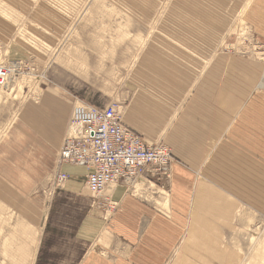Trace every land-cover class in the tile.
<instances>
[{"label":"rangeland","instance_id":"rangeland-1","mask_svg":"<svg viewBox=\"0 0 264 264\" xmlns=\"http://www.w3.org/2000/svg\"><path fill=\"white\" fill-rule=\"evenodd\" d=\"M259 1L0 0V68L9 71L8 78L17 79L11 88H0V264H60L53 244H68L67 252L75 247L74 229L99 209L100 200L105 204L102 229H108L118 209L113 194L92 192L87 180L79 192L69 190L66 183L62 188L54 184L57 173L69 176L64 165L59 166L58 156L70 133L75 106L85 103L104 109L118 103L127 129L149 143L137 127L148 130L153 144L169 148L172 164V150L161 135L184 94L180 90L200 71L195 60L210 63L218 50L236 52L260 62L264 74L260 60L264 35L250 18ZM173 78L182 79L183 85L171 83ZM27 111L37 113V118L31 116L35 121L25 120ZM20 122L25 133L30 132L22 139L12 135ZM49 134L56 138V146L48 167L40 160L45 146L36 155L30 152L38 139L51 145ZM23 151L31 154L33 163L21 160ZM136 181L112 184L116 190L124 184L130 193ZM149 191V198L165 207L164 201H157L164 194ZM140 194L144 195L143 187ZM220 223L221 234L205 235L221 237L224 262L252 259L258 253L253 237H261L264 245L261 213L237 206ZM224 243L236 254L223 248ZM186 248L187 243L179 253ZM176 249L170 264L176 262ZM260 257L264 259V254Z\"/></svg>","mask_w":264,"mask_h":264},{"label":"crops","instance_id":"crops-1","mask_svg":"<svg viewBox=\"0 0 264 264\" xmlns=\"http://www.w3.org/2000/svg\"><path fill=\"white\" fill-rule=\"evenodd\" d=\"M255 10L251 23L264 35V23L257 20L264 19V5ZM262 75L263 66L249 55L218 50L196 78L187 80L161 135L173 153L171 172L161 178L140 177L136 182H143L142 197L130 196L121 184L113 193L118 209L107 231L102 229L105 204L100 200L99 209L74 229L75 247L67 252L68 244L52 245L60 264H168L189 229L214 235L216 231L211 233L209 227L220 229L221 219L232 216L237 206L264 216ZM137 128L153 144L148 130ZM64 169L70 176L67 188L82 190L89 170L74 165ZM151 188L164 194L157 201H164L165 207L149 198ZM224 244L223 248L231 249ZM202 247L195 233L183 255L198 264ZM216 259L218 253L208 250V261L216 263Z\"/></svg>","mask_w":264,"mask_h":264},{"label":"built area","instance_id":"built-area-1","mask_svg":"<svg viewBox=\"0 0 264 264\" xmlns=\"http://www.w3.org/2000/svg\"><path fill=\"white\" fill-rule=\"evenodd\" d=\"M2 76L5 78V70H0V78ZM120 109L118 103L104 109L76 107L72 119L80 130L77 136L66 138L62 145L61 155L65 162L61 160V164L87 167L88 186L96 194L112 181H132L138 175L145 174L154 177L168 175L171 161L169 150H164L163 146L149 145L127 129ZM152 164L151 172L149 166ZM68 178L61 171L56 175L54 184L62 188Z\"/></svg>","mask_w":264,"mask_h":264},{"label":"bare ground","instance_id":"bare-ground-1","mask_svg":"<svg viewBox=\"0 0 264 264\" xmlns=\"http://www.w3.org/2000/svg\"><path fill=\"white\" fill-rule=\"evenodd\" d=\"M264 2V0H261V1H259V4H262ZM250 7V6H249ZM256 12V10H255V8H252L251 9V11H250V18H251V20H253V18H254V15H252V14H254ZM258 20V22H263L264 23V19L263 18H259V19H257ZM187 50V49H186ZM70 57V56H69ZM201 58H198L197 60H195L194 61V66L195 67H197V68H199L200 69V71L203 69H205V67H207V65H209V61H207L206 59H202V61L200 60ZM261 61H264V58H261L260 59ZM206 61V62H205ZM103 63H105V62H103ZM257 65V64H256ZM255 68V67H254ZM0 70H5L6 71V73L8 74L9 73V71L6 69V68H0ZM85 70V69H84ZM104 71V70H103ZM152 76V75H151ZM198 76V75H197ZM145 77V76H144ZM3 79H4V82H3ZM8 79V80H7ZM174 80L173 81H170L171 83H181V86L183 85V81H182V79H180V81H178L176 78H173ZM99 80V79H98ZM250 80V79H249ZM16 81H17V79H15L14 78V76H13V78H11V76H10V78H8L7 76H5V78H4V76H2L1 78H0V88H2V87H4V86H6L8 89L9 88H11V86H13L15 83H16ZM151 81V80H150ZM153 81V80H152ZM154 82V81H153ZM152 82V83H153ZM11 85V86H10ZM97 86V85H96ZM259 87L261 88V89H264V74L262 75V79H261V83H260V85H259ZM259 87H258V89H259ZM196 89V88H195ZM181 91V90H180ZM168 100H170V99H168ZM179 103V102H178ZM78 106H84V107H88V108H90V109H94V108H97V107H95V106H91V105H88V104H85V103H80V104H78L77 106H75V109H76V107H78ZM175 107V106H174ZM177 108V107H176ZM74 109V110H75ZM173 112H175V111H173ZM74 113V112H73ZM36 112L34 111V112H28L27 111V113H26V115H25V120L26 121H35L33 118H31V116H35L36 118H37V116H36ZM27 127V126H26ZM29 129V128H28ZM78 130H80V126L78 125V124H76V122L74 121L73 122V119H72V126H71V129H70V133H69V135H68V137L69 136H71V135H73V136H77L78 134H76L77 133V131ZM26 131H25V126H24V124H22L21 122H20V124H18V126L17 127H15V129L13 130V133H12V135H14L15 137H17V138H19V139H22V138H24L25 136H27L29 133H25ZM45 133V132H44ZM48 137H49V139H47V140H49V141H51V145H49V144H46V145H44L43 144V141L42 140H39L38 138V141H37V145L36 146H34L32 149V152H30L31 154H32V156L35 154L36 155V152H38L40 149H42L44 146L46 147V151H45V154H44V156L40 159V160H42V162H45L46 163V165L49 167V164H50V161H52V159H53V153L55 152V150H54V147L56 146V143H55V141H56V138H53L54 137V135H52V134H49V135H47ZM67 137V138H68ZM42 142V143H41ZM54 143V144H53ZM149 145H156V146H163V149L164 150H166V151H168L169 150V148L167 147V146H165L163 143H161V144H150V143H148ZM21 145V144H20ZM62 146V145H61ZM16 147V146H15ZM19 146H17V148H18ZM7 149V148H6ZM22 149V148H21ZM62 149V148H61ZM20 150V149H19ZM12 151V150H11ZM17 151H18V149H17ZM14 152V151H13ZM169 152H170V150H169ZM171 153V152H170ZM31 154H28V152L26 153V152H22L21 153V155H20V157H21V160L22 161H26L25 163H27V162H31V163H33V161L32 160H30V155ZM15 157H17V156H15ZM59 158H58V164H59V166H62V164H61V160L63 161V157H62V155H61V151H60V154H59V156H58ZM169 157H170V159H171V161H172V156H170L169 155ZM25 158V159H24ZM33 158V157H32ZM18 159V158H17ZM35 159V158H34ZM20 161V160H19ZM21 161V162H22ZM171 161H170V164H171ZM38 162V161H37ZM63 162H65V161H63ZM36 163V162H35ZM39 163V162H38ZM22 164V163H21ZM37 164V163H36ZM64 166L65 165H71V164H66V163H64L63 164ZM19 166V165H18ZM23 166V165H22ZM33 166V165H32ZM36 165H34L33 167H35ZM78 167H81V166H78ZM153 167H154V165L152 164L151 166H149V169H152V171H153ZM25 168H27V169H31V170H34V168H28V167H25ZM85 168H87V167H85ZM88 169V168H87ZM61 170V169H60ZM6 170H4V172H5ZM57 172H58V168H57ZM58 174V173H57ZM56 174V175H57ZM140 177H142V175H138V177H136V178H134V180H132V181H126V180H123V181H126V182H129V183H133L134 181H136L137 179H139ZM21 178V177H20ZM69 180V179H68ZM121 181V180H120ZM119 181V182H120ZM118 181H116V182H114V181H112V182H110L104 189H101L99 192H102V193H104V194H106V195H108V194H113V193H115L116 192V185H113L112 183H119ZM67 183V182H66ZM138 183V182H137ZM137 183L135 184L134 183V188H132L131 189V191H130V193H129V195L130 196H134V197H138V196H140L141 194H140V192H141V187H140V185H137ZM111 184V185H110ZM110 185V186H109ZM87 187L89 188V186H88V179H87ZM90 189V188H89ZM199 189V188H198ZM198 189H197V191H198ZM207 195V194H206ZM110 213V212H109ZM30 214V213H29ZM28 214V215H29ZM31 216V215H30ZM46 218H47V214H45L44 216H43V222L44 221H46ZM107 231V230H106ZM209 231L210 232H215L217 235H219V234H221L220 233V230L219 229H209ZM205 232L206 231H203V232H201L200 233V230L198 229V231H197V229H189L188 231H186V233H185V235L181 238V242H180V244H179V246H178V248L176 249V252H177V258L175 259L176 260V262H175V264H189V263H191V264H193L188 258H185L184 257V255H183V251H182V253L180 252L179 253V251L180 250H182L183 249V245L185 244V243H187L188 245H190L191 243H192V237L193 236H195V233H198V236H199V242L203 245V247L202 248H199L198 250H200L201 249V251H199V253H201V254H198V258H199V263L198 264H231V263H228V262H224L223 261V256L220 254V252H219V244L221 243V237H219V238H210V237H208L207 235H205ZM105 239H106V237H105ZM36 240V239H35ZM253 241H255V243H256V247H255V249H256V251L258 252V253H254V255L255 256H253V258L252 259H245L243 262H242V264H264V259H261V257H260V255H262V254H264V245L262 244L261 245V237H257V238H254L253 237V239H252ZM176 241V240H175ZM35 243V242H34ZM35 245V244H34ZM39 245H40V240H39V243L37 244V249L39 248ZM214 246V247H213ZM208 250L210 251V250H212V251H214V252H217L218 253V259H216V263H213V262H211V261H208ZM253 251V250H252ZM90 252V251H89ZM252 255H253V253H252ZM36 256V255H35ZM174 260V261H175ZM220 260H222L221 262H220ZM34 261H35V259H34ZM33 264H34V262H33ZM168 264H170V263H168Z\"/></svg>","mask_w":264,"mask_h":264}]
</instances>
